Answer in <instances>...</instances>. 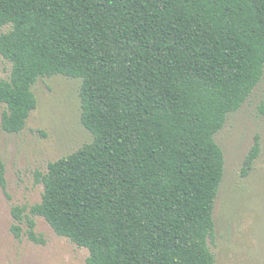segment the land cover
<instances>
[{"label": "trees", "instance_id": "trees-1", "mask_svg": "<svg viewBox=\"0 0 264 264\" xmlns=\"http://www.w3.org/2000/svg\"><path fill=\"white\" fill-rule=\"evenodd\" d=\"M5 26L3 130L26 127L33 85L58 74L83 80L94 135L39 173L42 200L12 208L14 235L39 241L42 216L87 264H217L216 134L264 79V0H0ZM259 154L257 139L245 173Z\"/></svg>", "mask_w": 264, "mask_h": 264}, {"label": "rangeland", "instance_id": "rangeland-1", "mask_svg": "<svg viewBox=\"0 0 264 264\" xmlns=\"http://www.w3.org/2000/svg\"><path fill=\"white\" fill-rule=\"evenodd\" d=\"M10 26L0 29L8 31ZM12 64L0 54V79ZM83 80L64 75L40 77L32 89L38 104L19 133L2 128L5 106L0 104V264H87L90 251L58 235L42 216L35 219L39 239L11 230L15 205L31 207L42 200L39 173L52 161L71 154L93 140L82 121ZM260 154L245 173L256 140ZM216 141L225 154V173L215 202L214 235L209 244L217 264H264V79L241 108L230 113ZM29 213V210H28ZM23 226L28 227L27 223Z\"/></svg>", "mask_w": 264, "mask_h": 264}]
</instances>
